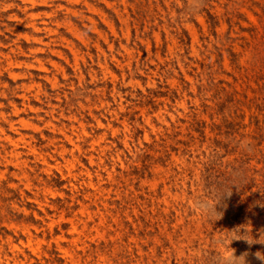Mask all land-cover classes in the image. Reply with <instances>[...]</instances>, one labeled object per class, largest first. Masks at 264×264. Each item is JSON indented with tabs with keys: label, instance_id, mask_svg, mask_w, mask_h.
I'll return each instance as SVG.
<instances>
[{
	"label": "rangeland",
	"instance_id": "obj_1",
	"mask_svg": "<svg viewBox=\"0 0 264 264\" xmlns=\"http://www.w3.org/2000/svg\"><path fill=\"white\" fill-rule=\"evenodd\" d=\"M0 264H264V0H0Z\"/></svg>",
	"mask_w": 264,
	"mask_h": 264
},
{
	"label": "clouds",
	"instance_id": "obj_2",
	"mask_svg": "<svg viewBox=\"0 0 264 264\" xmlns=\"http://www.w3.org/2000/svg\"><path fill=\"white\" fill-rule=\"evenodd\" d=\"M197 207L200 208V210L209 215L212 216L213 214H215V209L213 208L212 205H210L206 200L203 201H198L197 202Z\"/></svg>",
	"mask_w": 264,
	"mask_h": 264
}]
</instances>
